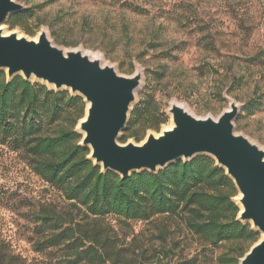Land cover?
Returning a JSON list of instances; mask_svg holds the SVG:
<instances>
[{"label": "rangeland", "instance_id": "1", "mask_svg": "<svg viewBox=\"0 0 264 264\" xmlns=\"http://www.w3.org/2000/svg\"><path fill=\"white\" fill-rule=\"evenodd\" d=\"M15 1L31 12L25 24L30 33L21 27L12 29L6 22L1 27L6 35L17 33L37 40L45 31L60 49L98 56L122 76L142 73L132 111L142 99L150 98L167 122L146 133L135 127L143 140L131 138L125 144L142 145L150 133L159 136L170 127L173 102L198 118L214 119L235 102L239 107L236 133L264 149V99L261 109L250 113L247 104L254 84L240 87L238 76L251 74L264 89V0ZM255 56L259 57L253 64ZM216 86L222 87L221 96L215 95ZM239 196L238 192L237 204ZM65 206L62 194L22 156L0 147V246L4 254H13L26 264H56L58 254L35 250L41 226L37 218L46 208L62 211ZM111 222L123 237L118 222ZM133 227L138 235L135 248L152 245L156 254L149 250L147 255L157 258L161 252L171 264H240L239 254L251 250L247 244L207 246L184 228L167 225L170 235L162 243L156 236L164 233L163 225L158 230L143 222ZM150 258L145 264H153Z\"/></svg>", "mask_w": 264, "mask_h": 264}, {"label": "trees", "instance_id": "2", "mask_svg": "<svg viewBox=\"0 0 264 264\" xmlns=\"http://www.w3.org/2000/svg\"><path fill=\"white\" fill-rule=\"evenodd\" d=\"M30 17V11L19 12L7 24L30 33L25 29ZM258 57L251 62L255 64ZM238 76L240 87L254 84L247 109L259 111L264 89L253 75ZM221 93L222 87L216 86L215 95ZM86 109L84 99L67 90L56 91L22 76L8 80L0 72V147L22 156L66 203L65 210L46 208L38 216L37 252H55L56 264H145L150 257L153 264H171L161 252L157 258L148 256L149 250L156 254L152 245L135 248L138 235L133 224L140 222L157 230L163 225L164 233L159 230L156 236L162 243L170 235L166 225L182 227L212 247L228 243L247 244L251 249L260 240L258 231L238 220L235 183L208 155L179 160L157 173L142 171L122 178L112 171L103 172L88 158L90 149L81 145L82 135L76 129ZM166 122L152 99H142L119 141L125 144L135 138L140 142V131L159 130ZM137 126L140 131L135 130ZM111 220L118 222L123 237ZM2 248L0 264H26L13 254H4Z\"/></svg>", "mask_w": 264, "mask_h": 264}, {"label": "water", "instance_id": "3", "mask_svg": "<svg viewBox=\"0 0 264 264\" xmlns=\"http://www.w3.org/2000/svg\"><path fill=\"white\" fill-rule=\"evenodd\" d=\"M24 10L15 0H0V72L4 71L8 80L22 76L82 97L87 109L77 131L83 134L81 145L91 149L88 158L103 172L126 178L142 171L157 173L179 160L212 157L240 193L238 220L252 224L261 234L240 264H264V149L236 133L238 105L231 102L230 109L214 119L198 118L173 102L170 128L159 136L150 133L142 145L121 144L119 139L142 87V73L122 76L115 67L102 65L101 59L93 60L83 50L60 49L45 31L37 40L4 34L2 25Z\"/></svg>", "mask_w": 264, "mask_h": 264}, {"label": "bare ground", "instance_id": "4", "mask_svg": "<svg viewBox=\"0 0 264 264\" xmlns=\"http://www.w3.org/2000/svg\"><path fill=\"white\" fill-rule=\"evenodd\" d=\"M4 34H5V33H4ZM19 36L21 37L20 34H19ZM83 53H84V54H88V55L90 56V58L93 59V60H96V59H98V58L101 59L100 57L95 56V55H93V54H89V53L84 52V51H83ZM101 63H102V65H107V63H105L104 61H102V59H101ZM171 126H172V125H170V127H171ZM170 127H168V128H170ZM168 128H167V129H168ZM240 207H242V206L240 205Z\"/></svg>", "mask_w": 264, "mask_h": 264}]
</instances>
